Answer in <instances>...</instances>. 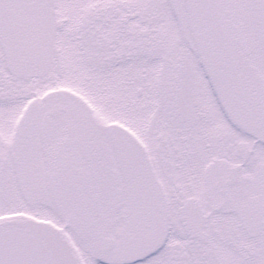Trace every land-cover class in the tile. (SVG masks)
I'll return each instance as SVG.
<instances>
[{
  "label": "snow or ice",
  "instance_id": "1",
  "mask_svg": "<svg viewBox=\"0 0 264 264\" xmlns=\"http://www.w3.org/2000/svg\"><path fill=\"white\" fill-rule=\"evenodd\" d=\"M0 264H264V0H0Z\"/></svg>",
  "mask_w": 264,
  "mask_h": 264
}]
</instances>
